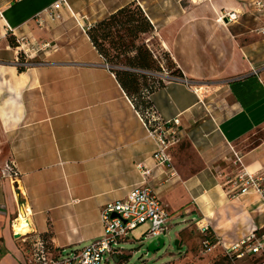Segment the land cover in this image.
Returning <instances> with one entry per match:
<instances>
[{
    "label": "crops",
    "instance_id": "obj_1",
    "mask_svg": "<svg viewBox=\"0 0 264 264\" xmlns=\"http://www.w3.org/2000/svg\"><path fill=\"white\" fill-rule=\"evenodd\" d=\"M57 1L0 0V264L27 258L28 243L12 228L21 216L28 223L20 233H47L55 248L99 239L102 208L143 183L140 164L153 169L149 184L170 224L180 223L183 245L193 243L197 223H209L226 245L264 227L262 198L233 197L226 185L239 168L234 151L250 170L264 167V139L245 143L264 130V35L255 31L250 0H65L58 17L43 15L40 25L36 16ZM127 6L140 7L153 26L141 37L164 85L150 102L163 121L180 119L175 171L156 165L141 113L88 33ZM233 11L236 22L220 20ZM8 32L48 46L21 71Z\"/></svg>",
    "mask_w": 264,
    "mask_h": 264
},
{
    "label": "built area",
    "instance_id": "obj_2",
    "mask_svg": "<svg viewBox=\"0 0 264 264\" xmlns=\"http://www.w3.org/2000/svg\"><path fill=\"white\" fill-rule=\"evenodd\" d=\"M65 0H59L36 16L40 25L44 24V16L52 19L58 17L57 10ZM248 9L253 18L258 22L256 33L264 35V0H250ZM228 22H236L239 12H228L220 17ZM4 19V10L0 6V20ZM19 45L16 49V63L19 67H28L35 62L38 53L48 44L42 47L23 37H17ZM108 64V63H107ZM109 65V64H108ZM112 67V66H110ZM255 73H257L255 71ZM198 92V88H194ZM142 115V114H141ZM144 123L148 128V135L153 139L156 149L153 155L156 165L168 167L174 170L172 149L182 141L180 119L176 117L170 121H163L158 114L143 116ZM235 163L238 164V172L228 178L226 185L229 193L236 197L239 194L255 192L264 202V167L253 171L244 165L242 156L235 152ZM142 169L143 183L134 187L128 197L106 204L101 210L103 224L102 236L77 250H60L58 253H50L46 241L39 233L31 231L35 239L32 247L27 250V264H103L108 263L115 257H124L122 243L129 238V234L141 225H149L145 232L148 239H159L164 234H170L172 214L158 193L149 184L153 169L139 165ZM12 174L17 178V173ZM115 215V216H114ZM16 220V219H15ZM15 220L12 222L13 233ZM197 229L202 235L201 246L203 251L211 252L221 246L225 255L232 260H249L251 264H264V227H257L242 240L226 245L216 237L209 223L198 224ZM27 243L28 234L16 238ZM1 249V247H0ZM117 261V262H118Z\"/></svg>",
    "mask_w": 264,
    "mask_h": 264
},
{
    "label": "trees",
    "instance_id": "obj_3",
    "mask_svg": "<svg viewBox=\"0 0 264 264\" xmlns=\"http://www.w3.org/2000/svg\"><path fill=\"white\" fill-rule=\"evenodd\" d=\"M122 29H124L123 33ZM152 29L153 26L150 20L140 7L127 6L98 22L89 29L88 33L106 63L116 65L124 61V67L130 70L161 72L162 67L157 58L148 48L145 41L140 40L141 34L148 33ZM128 36L130 37L129 39L127 38ZM9 42L13 47L19 45L16 37H10ZM106 43H109V46L116 51L115 54L111 53ZM168 62L170 73L180 76L181 72L175 68L170 59H168ZM19 69L22 71L25 68L19 67ZM130 70L115 69L114 72L120 84L143 116L153 113L158 114L151 105L150 94L163 86L164 80L151 78L146 74ZM40 235L46 241V246L50 253H58L61 250L52 245L49 234ZM34 239L35 236L33 234H28L27 250L32 247ZM124 257L119 258L118 262H121Z\"/></svg>",
    "mask_w": 264,
    "mask_h": 264
},
{
    "label": "rangeland",
    "instance_id": "obj_4",
    "mask_svg": "<svg viewBox=\"0 0 264 264\" xmlns=\"http://www.w3.org/2000/svg\"><path fill=\"white\" fill-rule=\"evenodd\" d=\"M124 29H122V33ZM14 35L10 32L6 34V38L9 40L10 37ZM130 38L129 36L127 37ZM142 41L144 38L141 37ZM138 42V41H137ZM106 46L111 50V53L115 54L116 51L109 46V43H106ZM13 47V46H12ZM14 50L15 47H13ZM164 57V54H162ZM38 59L35 58L33 60ZM124 60V59H123ZM125 62H119L116 65H113L117 70L128 69L124 67ZM166 64V62H165ZM166 66V65H165ZM136 73L146 74L151 78H159L160 73L158 71H139V70H130ZM151 82V81H150ZM149 82V83H150ZM208 90V89H206ZM264 139V130H257L249 139L246 140L247 145H254ZM183 148L187 150L188 157L193 161H197L195 153L192 151L190 144L184 142ZM234 151V156H235ZM238 153V152H237ZM236 159V156H235ZM235 163V160H234ZM236 164V163H235ZM238 166V165H237ZM239 169H237L236 173ZM235 173V174H236ZM188 225V223H187ZM186 225V226H187ZM179 227L180 223H174L170 227V234L163 235L165 239V245L162 249L155 252L149 251L148 246L154 239H148L145 236V232L149 228V225H141L138 228L130 232L129 238L122 243V248L124 252V258L121 262H116L113 258L109 260V264H251L249 260H232L225 255V252L221 246L216 247L211 252L203 251L201 246L202 235L194 228L191 230L189 235V240L192 239L193 243L188 245H183V242L180 240V246H183L181 250L175 245V240L179 238ZM20 244L22 242L20 241ZM22 264H27L25 259H21ZM108 264V263H103Z\"/></svg>",
    "mask_w": 264,
    "mask_h": 264
},
{
    "label": "water",
    "instance_id": "obj_5",
    "mask_svg": "<svg viewBox=\"0 0 264 264\" xmlns=\"http://www.w3.org/2000/svg\"><path fill=\"white\" fill-rule=\"evenodd\" d=\"M143 72H146V71H143ZM114 216H115V215H114ZM15 236H16V238L21 237L20 234H16ZM179 244H180V239H176V240H175V245H176V247L178 248V250H181V249L183 248V246H180ZM164 245H165V239H164L163 237H160L159 239L153 240V241L149 244V246H148V250H149V251H152V252H155V251H157V250L162 249V248L164 247ZM115 261H116V262L118 261V258H117V257H115Z\"/></svg>",
    "mask_w": 264,
    "mask_h": 264
},
{
    "label": "bare ground",
    "instance_id": "obj_6",
    "mask_svg": "<svg viewBox=\"0 0 264 264\" xmlns=\"http://www.w3.org/2000/svg\"><path fill=\"white\" fill-rule=\"evenodd\" d=\"M28 219V218H27ZM27 219H26V217H24V216H21L19 219H18V223H17V225H16V229H18V233L17 234H20V235H26V234H29V233H27L26 231H23L22 233H20V231H19V229L23 226V225H25V224H27L28 223V221H27ZM28 228V227H27Z\"/></svg>",
    "mask_w": 264,
    "mask_h": 264
}]
</instances>
